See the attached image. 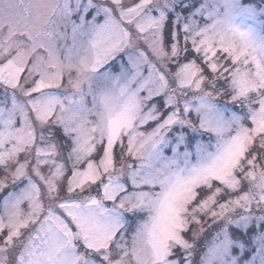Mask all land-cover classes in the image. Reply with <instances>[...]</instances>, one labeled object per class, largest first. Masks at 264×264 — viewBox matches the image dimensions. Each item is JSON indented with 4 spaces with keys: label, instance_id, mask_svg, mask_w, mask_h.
Instances as JSON below:
<instances>
[{
    "label": "snow or ice",
    "instance_id": "1",
    "mask_svg": "<svg viewBox=\"0 0 264 264\" xmlns=\"http://www.w3.org/2000/svg\"><path fill=\"white\" fill-rule=\"evenodd\" d=\"M0 264H264V0H0Z\"/></svg>",
    "mask_w": 264,
    "mask_h": 264
}]
</instances>
